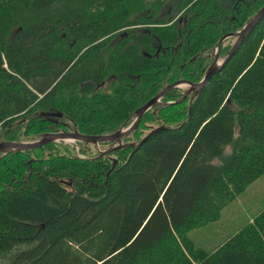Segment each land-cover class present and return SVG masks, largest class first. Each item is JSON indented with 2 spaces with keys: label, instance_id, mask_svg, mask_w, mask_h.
<instances>
[{
  "label": "trees",
  "instance_id": "1",
  "mask_svg": "<svg viewBox=\"0 0 264 264\" xmlns=\"http://www.w3.org/2000/svg\"><path fill=\"white\" fill-rule=\"evenodd\" d=\"M262 7L0 0V142L120 132L169 85L199 83ZM251 31L195 97L173 88L147 110L133 149L0 153V264H264V209L214 252L187 236L264 176V16Z\"/></svg>",
  "mask_w": 264,
  "mask_h": 264
},
{
  "label": "water",
  "instance_id": "2",
  "mask_svg": "<svg viewBox=\"0 0 264 264\" xmlns=\"http://www.w3.org/2000/svg\"><path fill=\"white\" fill-rule=\"evenodd\" d=\"M264 16V7L261 8L260 11H258L253 18L240 29V32H236V34L230 35V36H223L218 42L216 46V52L219 50L220 43L223 42V40H226L228 38L235 39L234 46L231 50H229L227 56L225 57L223 62L218 64V57L217 53L214 56V63L210 65V67L206 70L205 76L202 78V80L195 84L191 85L188 83H176L173 85H169L167 88H165L162 92L157 94L154 98L151 99V101L147 102L144 106H142L140 109H138L136 114V119L133 121L132 125L123 132H117L110 136H100V137H88L86 135L80 134V133H69V132H57V133H50L44 135L40 140L35 142H0V153H9L11 151H26V150H32L35 148L43 147L49 143L58 142V141H70V142H84L93 146H99L100 144H118L116 149L119 148H130L133 149L135 144H128V145H122V140L127 138L132 132L137 129L138 124L140 122V119H142L143 115L147 112V110L151 109L154 106H157L160 104V99L170 90L173 88H179L181 86H187L190 88L189 91H186V94L181 98L180 101L183 102L185 100V97L192 93V97H195L199 90H202L205 86V83L212 78L214 75L220 72L224 64H226L231 58V55L233 52L237 49V46L239 45L240 41L246 37L249 33H251L252 29L255 27V25L262 19ZM60 116V115H59ZM162 128V127H161ZM160 130V129H158ZM157 131V130H156ZM153 133V132H152ZM139 145V144H138ZM111 152V151H110ZM115 161L112 160L111 167L112 170L115 168Z\"/></svg>",
  "mask_w": 264,
  "mask_h": 264
},
{
  "label": "rangeland",
  "instance_id": "3",
  "mask_svg": "<svg viewBox=\"0 0 264 264\" xmlns=\"http://www.w3.org/2000/svg\"><path fill=\"white\" fill-rule=\"evenodd\" d=\"M186 87L181 86L180 89L185 90ZM30 141L34 142L33 140L26 142ZM59 142H61L62 148L69 147L70 153L75 155L77 150L80 151L82 147L78 142ZM105 150L102 146L98 147L97 145L89 147V158L90 156L99 155ZM79 155L83 156L80 153ZM262 209H264V176L256 180L248 187L245 193H242L227 208H224L218 221L193 230L187 236L193 242L195 249H200L207 253L214 252L226 245L233 236L246 228Z\"/></svg>",
  "mask_w": 264,
  "mask_h": 264
},
{
  "label": "flooded vegetation",
  "instance_id": "4",
  "mask_svg": "<svg viewBox=\"0 0 264 264\" xmlns=\"http://www.w3.org/2000/svg\"><path fill=\"white\" fill-rule=\"evenodd\" d=\"M175 21H176V20H175ZM180 23H181V21L179 20V24H180ZM184 24H185V23H184ZM185 25H186V24H185ZM235 34H236V33H235ZM119 38H120V36H119V34H118V36L115 38V41H113V42H114V43L119 42ZM216 44H217V43H216ZM111 46H112V45H111ZM218 51H219V50H218ZM218 51H217V52L215 51V54L217 53V57H218ZM158 52H160V48H158V50H157V52H156L155 54H157ZM215 54H214V56H215ZM214 59H215V58H214ZM214 59H213L212 64L214 63ZM221 62H223V61H221L220 59H218V64H220ZM111 79H113V78H108V77H107V79H106L105 82H107V81H109V80H111ZM182 82H183V81H178V82H176V83H182ZM176 83H175V84H176ZM183 83H185V82H183ZM100 87H102V84L100 85ZM185 87H186V86H185ZM179 88H180V87H179ZM186 88H188L187 91L190 90L189 87H186ZM185 94H186V92L184 93V95H185ZM190 94H192V93H190ZM184 95H183V96H184ZM183 96H182V97H183ZM187 96H188V95H187ZM187 96H186V97H187ZM186 97H185V98H186ZM133 121H134V120H133ZM133 121L128 125L127 128H123V127H122L121 131H122V130H123V132L126 131V130L132 125ZM137 127H138V126H137ZM0 128H1V127H0ZM123 141H124V140H122V145H125V144H123ZM117 146H119V145L116 143V144H113L111 147H112V148H117Z\"/></svg>",
  "mask_w": 264,
  "mask_h": 264
},
{
  "label": "built area",
  "instance_id": "5",
  "mask_svg": "<svg viewBox=\"0 0 264 264\" xmlns=\"http://www.w3.org/2000/svg\"><path fill=\"white\" fill-rule=\"evenodd\" d=\"M0 127H1V124H0Z\"/></svg>",
  "mask_w": 264,
  "mask_h": 264
}]
</instances>
